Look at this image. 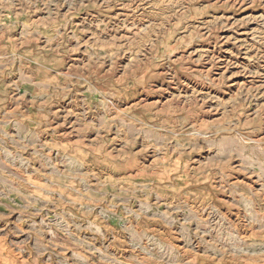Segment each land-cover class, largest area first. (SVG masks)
<instances>
[{
    "label": "rangeland",
    "instance_id": "1",
    "mask_svg": "<svg viewBox=\"0 0 264 264\" xmlns=\"http://www.w3.org/2000/svg\"><path fill=\"white\" fill-rule=\"evenodd\" d=\"M0 39V264H264V0H0Z\"/></svg>",
    "mask_w": 264,
    "mask_h": 264
},
{
    "label": "crops",
    "instance_id": "2",
    "mask_svg": "<svg viewBox=\"0 0 264 264\" xmlns=\"http://www.w3.org/2000/svg\"><path fill=\"white\" fill-rule=\"evenodd\" d=\"M12 36L14 38H17L18 42H21L20 34H17V32H14L12 34ZM2 46H4V43H3L2 39H0V106L6 105L7 99L12 98L11 93L12 92L15 93V91H16V85H17V83H19V81L21 79L20 69H21V59L23 57V56H21L20 53L6 52L4 50H1ZM25 59L29 60L31 68L35 67L37 70V66H36L37 62H36L35 56H32L30 54L29 56H25ZM7 68L10 69L9 76H11V72L13 73V75H12L13 77L9 79V82L6 81ZM17 70H19L18 73L16 72ZM30 74H32V73L30 72ZM14 96H15L14 98H16V97L20 98L21 94L19 93V96H16V95H14ZM86 147L88 149L91 146L87 145ZM94 149H95V147H94Z\"/></svg>",
    "mask_w": 264,
    "mask_h": 264
}]
</instances>
